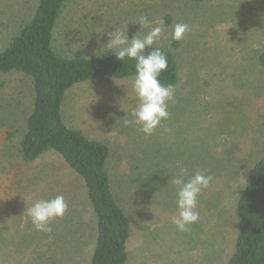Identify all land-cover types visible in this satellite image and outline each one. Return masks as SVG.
Segmentation results:
<instances>
[{"label":"rangeland","instance_id":"374dc122","mask_svg":"<svg viewBox=\"0 0 264 264\" xmlns=\"http://www.w3.org/2000/svg\"><path fill=\"white\" fill-rule=\"evenodd\" d=\"M35 1L0 0V46L17 23L32 14ZM145 15L150 24L141 31L136 22ZM168 15L171 26L166 23ZM176 23L190 28L180 52L182 79L175 96L181 99V112L195 109L184 119L187 129L169 118L150 136L138 126H126L124 121L132 119L138 105L132 79H101L75 87L66 97L63 115L68 126L109 145L115 184L119 165L130 160L139 142H149L153 158L157 154L174 158L185 142L192 145L198 136L215 132L214 141L219 149L230 150L226 159L232 161L227 173L231 180L219 210L223 218L198 206L199 221L181 232L171 222L177 210L170 206L175 204L158 189L153 195L120 200L133 226L128 264H226L239 230L234 202L247 168L264 156V75L252 68L251 56L252 49L264 45V0H208L201 5L187 0H70L61 13L54 46L65 56L97 55L117 27L132 38L140 31L146 35L156 25L163 26L158 40L168 43ZM32 101L29 78L20 73L0 77V264H89L96 232L81 180L57 155L33 166H24L12 156L8 134L15 135L14 143L20 139ZM57 195L64 196L67 212L51 223L50 233L37 231L27 205ZM38 250L46 251V259Z\"/></svg>","mask_w":264,"mask_h":264},{"label":"trees","instance_id":"16d2710c","mask_svg":"<svg viewBox=\"0 0 264 264\" xmlns=\"http://www.w3.org/2000/svg\"><path fill=\"white\" fill-rule=\"evenodd\" d=\"M69 1L36 0L32 14L22 18L15 30L8 33L6 43L0 46V77L20 73L30 79L33 91L32 110L24 121L23 133L16 143L15 135L9 133L8 141L13 144L12 156L24 166H33L54 154L81 180L96 232L89 264H128L133 226L122 205L125 197L130 195L132 199L142 193L153 195V190L158 189L175 204L170 208L177 210L178 189L170 180L180 175L187 180L200 171L211 175L213 181L200 194L198 206L207 207L218 218H223L225 215L219 210L224 203L225 190H228L226 184L231 180L227 173L232 161L226 159L231 153L219 149L214 141L218 138L215 132L198 136L192 145L185 142L174 158L159 154L153 158L149 142H139L131 151L130 160L125 159L126 163L119 165L115 184L109 168L113 157L109 145L68 126L63 108L68 93L77 86L101 79H132L135 61L122 62L114 51L92 56L59 54L54 46L56 28ZM207 1L187 0V3L201 5ZM24 9L30 11L26 5ZM172 21V15H168L167 25L171 26ZM183 43L184 39L175 41L172 36L168 43L157 40L154 47L160 48L168 60V69L159 77L160 82L174 87V100L168 105L169 122L175 121L187 129L184 119L194 114L195 109L185 108L181 112V99L175 97L182 79L180 52ZM251 56L252 68L257 67L259 74L264 75V45L252 49ZM170 126L173 131L177 128ZM168 149L175 148L168 146ZM234 215L239 230L234 252L226 264H264V156L247 168L245 183L234 202ZM71 224L76 225L74 220ZM55 240L58 242L57 237ZM38 252L46 259L45 250Z\"/></svg>","mask_w":264,"mask_h":264},{"label":"clouds","instance_id":"9594fccd","mask_svg":"<svg viewBox=\"0 0 264 264\" xmlns=\"http://www.w3.org/2000/svg\"><path fill=\"white\" fill-rule=\"evenodd\" d=\"M136 23L141 25L142 31L149 26L150 21L145 15L139 17ZM189 30L187 23H176L172 32L173 39L182 41ZM140 32L129 38L128 31L125 32L117 27L114 32L108 33V43L98 53L112 50L116 58L122 62L126 59L135 61L132 87L138 99V105L131 112L132 119H126L124 122L126 126H138V131L150 136L162 120L170 117L168 105L174 100V87L171 84H162L159 79L168 69L166 55L160 48L154 47L161 37L163 26L151 27L144 36H141ZM148 49L152 50L147 51ZM212 181L211 175L200 171L187 180L182 175L172 177L170 182L177 187L178 191L175 201L177 214L172 217L171 222L178 231L188 232L191 226L199 221L198 198ZM67 210L68 204L63 195H57L51 199H34L26 208L34 228L44 233H50L51 223L58 218H63Z\"/></svg>","mask_w":264,"mask_h":264}]
</instances>
